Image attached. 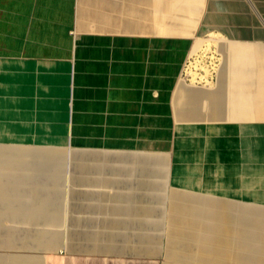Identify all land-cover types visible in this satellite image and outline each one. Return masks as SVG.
I'll list each match as a JSON object with an SVG mask.
<instances>
[{
  "label": "crops",
  "instance_id": "1",
  "mask_svg": "<svg viewBox=\"0 0 264 264\" xmlns=\"http://www.w3.org/2000/svg\"><path fill=\"white\" fill-rule=\"evenodd\" d=\"M208 35L222 54L215 81L182 79ZM193 126L219 130H186ZM241 140L262 165L264 0H0V141L68 149L66 203H150L133 192L173 156L177 184L233 196L207 198L215 250L206 262L196 250L192 264H264V196L246 194L264 191V175L242 168ZM185 152L199 161L187 167ZM212 204H246L228 212L247 219L223 230ZM8 256L0 263L165 264L126 247Z\"/></svg>",
  "mask_w": 264,
  "mask_h": 264
},
{
  "label": "rangeland",
  "instance_id": "2",
  "mask_svg": "<svg viewBox=\"0 0 264 264\" xmlns=\"http://www.w3.org/2000/svg\"><path fill=\"white\" fill-rule=\"evenodd\" d=\"M217 40L216 36L208 35L204 44H214L218 47ZM242 143V140L238 142V146L239 144L241 146H239L240 150H237L246 157L242 156V168L249 171L256 167V173L264 175V147L259 150L263 154V163L256 166L251 164L260 162V158L256 157V150L243 149ZM253 143L255 142L246 141L247 146ZM0 149H2L0 152L12 153L6 156L0 153V170L4 169V175L0 177V257L2 259L14 253L43 254L50 250L47 249L48 243L57 240L61 245L55 249L111 252L126 247L132 252L158 255L165 260V264H192L193 259L183 255L188 252L183 245L180 243H178L179 247L172 245L173 238L184 237L177 228L189 222L183 219L187 216V205L180 204L182 201L179 200L174 201V197L178 193H182V196L205 194L233 197L220 193L200 192L185 184H177L172 172L175 157L171 156L169 158L171 163L165 172L145 179L148 187L140 189L145 194H137L139 190L133 192L135 196L147 198L150 203L68 204L65 202V196L68 186L73 183L63 170V159L67 157L65 154L68 153V149L56 144L43 146L3 141H0ZM45 151L49 154H45ZM51 159L58 162L56 164L58 167L49 164ZM246 163L251 166H247ZM200 176L215 177L217 174L200 173ZM246 176L259 177L252 172L246 173ZM219 179L221 178L215 179V182L217 183ZM155 197H161V203L156 202ZM245 205L212 204V220L223 226V230L234 222L240 223L247 218L233 216L228 211L243 209ZM80 207L84 209V213H90V217L75 210ZM31 214L36 217L35 220L28 217ZM38 231L43 235H36ZM29 232L34 235H30ZM23 233L26 235L24 236ZM216 233L225 234L227 238L231 236L230 231L222 233L216 230ZM0 264L5 263L1 261Z\"/></svg>",
  "mask_w": 264,
  "mask_h": 264
},
{
  "label": "bare ground",
  "instance_id": "3",
  "mask_svg": "<svg viewBox=\"0 0 264 264\" xmlns=\"http://www.w3.org/2000/svg\"><path fill=\"white\" fill-rule=\"evenodd\" d=\"M200 40H196V45L193 49V51H197L198 48H200L202 45H204V42L199 45ZM184 79V78H182ZM185 80V79H184ZM187 81V80H186ZM192 129H195V132L197 133L199 132H210V131H217L219 130L218 128H214V127H208V128H198L197 126H193L186 128L187 131H191ZM188 138L191 139V137L189 136ZM187 138V139H188ZM197 140V137L195 136V138L193 139V143L191 145V150L194 153L195 152V147H196V143H194V141ZM2 150V149H0ZM51 151V150H49ZM2 155L6 156V155H12V153L10 151L8 152H0ZM33 154V153H32ZM45 154H49L48 151H45ZM182 154V153H181ZM201 155V154H200ZM198 155V156H200ZM194 157L192 156L190 153L185 152L183 154V158L184 161L183 163L188 165L187 167L191 166L193 164V161L195 163V160L199 161V157ZM39 157H37L38 159ZM49 164L51 166H56V164H58L57 161H55V159H51L49 160ZM210 164V163H209ZM212 165V164H210ZM9 170H14L11 168H8ZM0 177L3 176L4 174V169L0 170ZM252 179L254 180L255 178L252 177ZM182 181H187V182H191L193 180H197L196 177H184L182 176L181 178ZM200 192H206V191H201L198 190ZM210 193V192H208ZM247 195H251V196H255V195H260V196H264V191H260V192H256L255 190H250L246 192ZM183 194H177V196L174 197V200H179L182 201L180 203L186 204L187 205V216H184L183 219H187L189 222L186 225H183L181 227H178L177 229H179V233L182 234L184 237L183 239H179V238H173L172 240V245L174 247H179L180 245H183L184 248H186V250L188 251L187 253H184V256H188L191 257L192 256H197L198 254L196 253V250L201 249V253H200V260L206 262V260H208V254L207 252L210 250H215V248L211 247L210 245H208V240H210V244L213 243V240L215 239V237L210 233V230L213 228V223L209 217V213H210V208L207 206V204L205 202H207V198L211 197L209 195H194L192 194L191 196H182ZM214 196V195H213ZM185 197H189V198H185ZM185 199H189V200H185ZM67 202V201H66ZM22 204V203H19ZM78 213L80 214H84L85 216L89 217L91 214L90 213H84V209L83 208H78L75 209ZM74 210V212H75ZM28 212V211H23ZM69 212H71V209L69 208ZM252 212V211H251ZM27 217V216H26ZM31 219H36V217L34 215H30L28 216ZM40 218H44V217H40ZM39 218V219H40ZM217 229L220 230L221 228L219 226H217ZM42 231V230H40ZM38 231L36 233V235H43L41 234V232ZM30 235H34L32 232H29ZM23 235L25 236L26 233H23ZM51 238V237H50ZM49 247L47 249H55L56 247L59 248V246L61 245L60 242L53 241L52 243H48ZM193 250L195 252H193ZM264 252V251H263ZM259 252H256V254ZM204 257V258H203ZM41 260V259H40ZM257 263V262H256ZM37 264H40V261H38Z\"/></svg>",
  "mask_w": 264,
  "mask_h": 264
},
{
  "label": "built area",
  "instance_id": "4",
  "mask_svg": "<svg viewBox=\"0 0 264 264\" xmlns=\"http://www.w3.org/2000/svg\"><path fill=\"white\" fill-rule=\"evenodd\" d=\"M222 54L214 44H204L192 51L184 63L181 78L191 83L212 84L217 76Z\"/></svg>",
  "mask_w": 264,
  "mask_h": 264
}]
</instances>
